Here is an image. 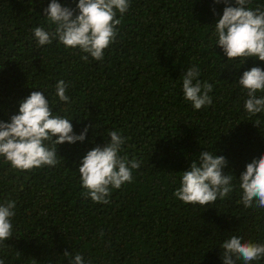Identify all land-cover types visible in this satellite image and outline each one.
<instances>
[{"label":"trees","instance_id":"obj_1","mask_svg":"<svg viewBox=\"0 0 264 264\" xmlns=\"http://www.w3.org/2000/svg\"><path fill=\"white\" fill-rule=\"evenodd\" d=\"M50 2L0 0V121L10 122L22 100L43 91L54 115L69 119L75 134L88 133L83 142L57 145L54 167L23 171L0 156V205L16 204L0 260L71 264L79 254L84 264H224L221 245L231 235L264 244V207L246 208L239 186L246 165L264 156V112L246 111L247 91L238 83L245 71L264 70V61H229L218 46L215 24L226 5L129 0V10L117 13L115 41L96 61L58 39L38 45L36 27L55 31L44 16ZM58 2L78 14L79 0ZM246 6L264 11V0ZM192 67L213 86L212 104L200 110L183 93ZM60 80L68 103L56 93ZM110 131L125 138L120 155L140 167L131 183L110 189L108 203H97L78 169L88 151L110 141ZM204 151L226 158L233 190L207 206L186 204L175 192ZM250 264H264V257Z\"/></svg>","mask_w":264,"mask_h":264},{"label":"clouds","instance_id":"obj_2","mask_svg":"<svg viewBox=\"0 0 264 264\" xmlns=\"http://www.w3.org/2000/svg\"><path fill=\"white\" fill-rule=\"evenodd\" d=\"M215 2L226 5L222 17L215 24V34L217 44L228 60L249 57L264 61V11L248 8L249 0H235L237 6H232L230 0ZM129 7V0H79L77 14L76 10L62 6L58 0H51L44 9V16L56 26L55 31L36 27L34 36L39 46L58 39L66 47H78L87 53L82 59L87 60L90 55L101 61L104 51L118 35L117 26L121 21L117 19V13L123 16ZM199 76V69L192 67L182 77L184 97L196 110L212 104L209 93L213 86L201 81ZM238 83L247 91L246 111L250 115L264 112V95H257L264 93V70L253 67L245 71ZM67 87L63 80L56 85V93L64 103L70 100L66 95ZM256 124L259 125V121ZM87 133L88 128H85L79 135L75 134L69 119L53 114L44 92L33 91L20 102L18 114L13 115L10 122L0 121V156L6 158L13 168L23 171L42 166L54 167L59 163L56 146L83 142ZM108 135L110 141L88 151L78 169L82 187L97 203H108L106 198L110 189L131 183L133 170L140 167L136 159L129 160L120 155L125 138L117 131H110ZM226 166L224 156L202 152L198 161L193 160L190 169L183 172L175 196L186 204L201 206L214 203L218 198L224 199L233 190V175L223 172ZM239 181L243 205L248 208L255 203L257 207H264V156L248 163ZM15 207L12 201L0 205V242L13 235L11 218L15 216ZM221 247L224 264H237L239 260L250 264L264 257V244L245 242L237 235H231ZM64 255L70 254L65 252ZM0 264L4 261L0 260ZM71 264H84L83 257L76 254Z\"/></svg>","mask_w":264,"mask_h":264}]
</instances>
